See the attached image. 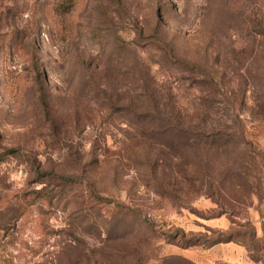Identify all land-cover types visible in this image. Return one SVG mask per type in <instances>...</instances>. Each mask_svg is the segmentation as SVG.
<instances>
[{
    "label": "rangeland",
    "instance_id": "374dc122",
    "mask_svg": "<svg viewBox=\"0 0 264 264\" xmlns=\"http://www.w3.org/2000/svg\"><path fill=\"white\" fill-rule=\"evenodd\" d=\"M0 264H264V0H0Z\"/></svg>",
    "mask_w": 264,
    "mask_h": 264
},
{
    "label": "trees",
    "instance_id": "16d2710c",
    "mask_svg": "<svg viewBox=\"0 0 264 264\" xmlns=\"http://www.w3.org/2000/svg\"><path fill=\"white\" fill-rule=\"evenodd\" d=\"M179 139L180 142V146L181 148H193L195 145L196 141H202L203 137L205 136V133L199 130H192V129H188V128H181L179 127L175 133H174ZM216 134V133H215ZM213 135V139H214V133H212ZM218 135V134H217ZM216 135V137H217ZM220 137H217V141L219 142H226V140L228 139L227 137H224L223 135L219 134ZM119 208H123L121 205H118ZM129 210V209H128ZM88 216H91V214H86ZM98 221L96 220H92L89 224H88V228L90 230H99L100 234H105V238L106 241H110V242H116L117 240H121L123 238L126 237L125 232H120L119 227L121 224V221H116L114 220L112 223L110 222H105L102 225H99L100 223H97ZM146 226H150V224H145ZM105 227V228H103ZM102 231H104L102 233ZM232 238H227L226 240H222V239H217V240H211L210 241V246L214 245L216 243L219 242H229L232 241ZM193 245H197V240L192 238L189 240H186V243L184 244L183 247H190Z\"/></svg>",
    "mask_w": 264,
    "mask_h": 264
}]
</instances>
